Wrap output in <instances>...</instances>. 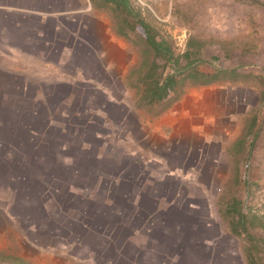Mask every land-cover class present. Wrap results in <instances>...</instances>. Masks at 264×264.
<instances>
[{
  "label": "rangeland",
  "instance_id": "1",
  "mask_svg": "<svg viewBox=\"0 0 264 264\" xmlns=\"http://www.w3.org/2000/svg\"><path fill=\"white\" fill-rule=\"evenodd\" d=\"M131 2L156 40L166 39L175 54L192 39L199 56L216 57L217 67H238L264 78V0ZM105 17L113 21L109 13ZM90 70L97 69L87 70V77L73 85L54 80L71 71H42L29 74L21 87H0V264H71L67 257L81 259L83 250L91 259H112L115 252L130 259L131 248L146 241L147 225L157 223L152 219L158 210L196 206L214 212L232 197L242 203L244 214L255 216L249 235L263 244L264 139L257 141L247 167H228L222 160L212 167L216 145L208 147L206 161L189 160V167L178 168L186 161L173 152L165 159L170 166H162L149 159L145 119L123 79ZM245 84L236 94L262 128L264 82L247 79ZM216 175L234 182L190 185L182 180H214ZM197 218L229 228L224 215ZM165 219L171 223L180 217ZM150 231L158 239V230ZM241 245H251L247 236ZM143 254L137 251L136 259H144ZM252 260L264 264V251Z\"/></svg>",
  "mask_w": 264,
  "mask_h": 264
},
{
  "label": "crops",
  "instance_id": "2",
  "mask_svg": "<svg viewBox=\"0 0 264 264\" xmlns=\"http://www.w3.org/2000/svg\"><path fill=\"white\" fill-rule=\"evenodd\" d=\"M112 26V21L91 0H0V87L24 85L29 74L42 71H71L70 76L54 79L70 85L84 80L91 68L97 70L88 73L109 72L124 79L137 60L136 52L132 53L131 46ZM127 52L131 53L129 60ZM66 65L68 68L62 67ZM199 70L212 71L204 66ZM256 76L238 69L225 80L188 86L164 114L155 119L143 117L149 159L166 167L170 166L165 163L167 155L180 152L181 161L186 162L177 167L187 168L189 160L206 161L208 147L216 145L217 156L209 157L212 167L218 166V160L228 167H247L256 152L257 141L264 139V125L256 126V116L251 117L236 90H245L247 79L264 82L258 73ZM216 176L207 181L190 176L182 180L190 185L234 182L228 176ZM205 193L201 191V198H205ZM224 214L225 208L213 212L196 206L158 210L152 219L157 223L147 225L146 241L140 243L141 248H131L130 259H120L117 252L112 259H91L89 251L83 250L81 259L69 256L67 261L71 264H247L242 234L236 237L230 228L222 223L218 225L215 219L197 218ZM167 216L180 219L166 223ZM185 227L192 229L189 234L183 233ZM149 229L158 230V239ZM211 230L213 235L209 233ZM137 251L144 253V259H136Z\"/></svg>",
  "mask_w": 264,
  "mask_h": 264
},
{
  "label": "trees",
  "instance_id": "3",
  "mask_svg": "<svg viewBox=\"0 0 264 264\" xmlns=\"http://www.w3.org/2000/svg\"><path fill=\"white\" fill-rule=\"evenodd\" d=\"M91 2L104 13L112 15L113 31L136 49L137 60L128 69L123 85L132 94L134 108L148 119H155L168 111L188 86L210 85L225 80L228 75L233 76L239 69L217 67L216 57L210 61L203 59L192 39H188L184 52L175 54L166 39L156 40L150 25L134 8L131 0ZM135 25L141 29V34L137 33ZM181 59H184L183 64ZM160 60L163 63L160 64ZM201 66L212 71L204 73L199 70ZM55 179L59 180L58 177ZM231 199V202L225 203L224 217L233 235L242 234L249 239L251 245L244 248V255L247 264H253L255 253L264 251V242L260 245L249 235V227L255 225V216L244 214L242 203L234 197Z\"/></svg>",
  "mask_w": 264,
  "mask_h": 264
}]
</instances>
